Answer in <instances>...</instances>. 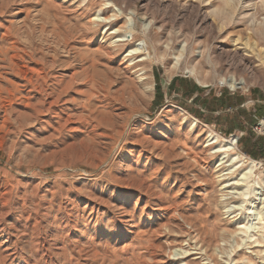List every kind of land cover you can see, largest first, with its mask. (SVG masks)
I'll return each mask as SVG.
<instances>
[{
  "label": "rangeland",
  "instance_id": "obj_1",
  "mask_svg": "<svg viewBox=\"0 0 264 264\" xmlns=\"http://www.w3.org/2000/svg\"><path fill=\"white\" fill-rule=\"evenodd\" d=\"M261 23L264 0H0V264H264V145L248 151L172 89L200 79L213 98L263 103ZM153 47L145 65L128 56ZM232 77L246 86L221 83ZM210 132L257 163L230 204L201 189L217 186Z\"/></svg>",
  "mask_w": 264,
  "mask_h": 264
},
{
  "label": "crops",
  "instance_id": "obj_2",
  "mask_svg": "<svg viewBox=\"0 0 264 264\" xmlns=\"http://www.w3.org/2000/svg\"><path fill=\"white\" fill-rule=\"evenodd\" d=\"M172 89L176 96L175 102L183 105L191 116L208 123L206 124L208 126L218 127L225 134L243 132L245 136L241 139L242 145L247 147L248 151L255 152L254 154L260 152L264 138L257 137L252 128L257 125L255 114L264 112L261 105H264V102L258 101L259 106L256 104L255 108H250L246 96L236 95L227 90L220 93L215 91L213 98L209 96L212 89L208 88V85L184 77H177ZM257 93H253V98L264 101V94ZM196 98L198 99L194 101Z\"/></svg>",
  "mask_w": 264,
  "mask_h": 264
},
{
  "label": "bare ground",
  "instance_id": "obj_3",
  "mask_svg": "<svg viewBox=\"0 0 264 264\" xmlns=\"http://www.w3.org/2000/svg\"><path fill=\"white\" fill-rule=\"evenodd\" d=\"M253 16V15H252ZM98 18L94 19V21H97ZM111 19H105L104 21H98L99 23H109ZM260 23V21L258 22ZM262 24V23H261ZM264 26V24H262ZM256 27V26H255ZM117 33H119V30H116ZM251 34H253V38L255 37H260L264 40V27L262 28H256L250 29ZM115 33V32H114ZM116 34V33H115ZM120 34V33H119ZM115 42L121 43V42H125L123 40H116ZM147 46V45H146ZM145 46V47H146ZM143 48V47H142ZM143 51V50H142ZM259 54V53H258ZM141 56L143 55V57H141L138 61V63H140V65H145L146 62L148 60H154V58H157L159 55L156 54V48L153 47V50H150L149 48L146 50V52H141L140 50H138V48H134L129 52L128 56ZM135 62V61H134ZM153 62V61H152ZM177 68V67H174ZM185 73L191 75V76H196L197 72H195V68H192L190 70H187ZM140 80L143 82L144 87L146 89L147 92H153L154 90V86L153 84H151L148 81V77H146V72H142L140 74ZM73 78V77H72ZM139 80V81H140ZM200 83H202V81L200 79H198ZM224 85H229V87L233 90L235 89H239L242 88L244 86H246V80L244 78H241L240 80H237L236 78H230V79H224L221 82ZM39 105V104H38ZM48 107V106H47ZM45 111V110H43ZM193 123L194 125H197L199 123L198 120L193 119ZM207 146H211V151H212V155H215L217 158H220L217 164V168L219 170H217V181H216V185H213V182H211L208 179H204V180H199L200 182H202L201 186H202V191L204 190H208L209 187L214 188H218V190L220 192H222L223 194L220 196V200L218 199V202L221 203H226V204H230V202H235L238 198H235L234 194H238L236 192H232L231 191H225L226 189L231 188L232 186H234L233 188H238L240 187L243 183H248L249 179L252 178V174H254L255 171V167H256V162H254L253 160H248L245 161L242 159L241 154L237 153V138L233 137L227 141H224L220 138V136L216 133L210 132L208 134L207 137V142H206ZM183 151V150H182ZM186 151V150H185ZM191 154V152H190ZM187 157V156H186ZM193 157V156H192ZM204 164V163H202ZM206 164V163H205ZM209 165V164H208ZM244 165H247V170L246 168H243ZM206 166L204 165V168ZM194 168V167H193ZM203 168V166L201 167ZM257 168V167H256ZM167 170V169H166ZM215 170V169H214ZM245 170V171H244ZM132 172V171H131ZM192 175V174H191ZM216 175V174H215ZM238 175L235 180L236 182H230L229 183V178H232V176ZM159 176V175H158ZM200 176V175H199ZM240 176L239 179H237ZM195 177V176H194ZM121 178V177H120ZM170 180V179H169ZM156 182V181H155ZM242 182V183H241ZM118 183V182H117ZM264 184V183H263ZM204 186V187H203ZM219 187H221L219 189ZM149 189V188H148ZM126 191V190H125ZM195 191V190H194ZM199 191V190H198ZM239 192V191H238ZM174 194V193H173ZM246 193H244L245 195ZM204 195V194H203ZM192 196V195H191ZM198 196V195H197ZM202 196V195H200ZM237 197V196H236ZM181 198V197H180ZM203 200L206 202V205L208 207H211L212 204L215 203V200H217V198L215 199V197L213 196V194H205L203 197ZM174 199V198H173ZM189 199V198H188ZM180 200V199H179ZM178 200V201H179ZM2 201V200H1ZM0 201V202H1ZM155 201V200H154ZM176 201V200H175ZM148 203V201H147ZM3 206V205H2ZM115 206V205H114ZM166 206V205H165ZM152 207V206H151ZM161 207V206H160ZM175 208V207H174ZM173 208V209H174ZM196 208V207H195ZM159 209V208H157ZM227 209V208H226ZM115 210V209H114ZM143 210V209H142ZM163 210V209H162ZM159 211V210H158ZM122 212V211H121ZM195 212V211H194ZM117 213V212H116ZM161 213V212H160ZM176 213V212H175ZM126 214V213H124ZM212 214V213H211ZM170 215V214H169ZM213 215V214H212ZM211 215V216H212ZM251 215V214H250ZM175 216V215H174ZM119 218V217H118ZM160 218V217H159ZM175 218V217H174ZM210 216H205L202 217L203 222L205 221H209L210 220ZM169 219V218H168ZM163 220V219H162ZM170 220V219H169ZM124 222V221H123ZM138 222V221H137ZM169 224V223H168ZM133 225V224H132ZM138 225V224H137ZM127 226V225H126ZM134 226V225H133ZM205 227V226H204ZM137 228V227H136ZM190 228V226H189ZM204 229H202V231H198V229L194 230L196 231V236L195 239L196 241L201 244V245H208V241L206 236H208V232L204 231ZM187 233V232H186ZM191 233V232H190ZM186 253V251H185ZM184 253V254H185ZM182 254V253H181ZM187 254V253H186ZM202 254V253H200ZM207 255V254H206ZM212 257V256H211ZM82 263V262H81Z\"/></svg>",
  "mask_w": 264,
  "mask_h": 264
},
{
  "label": "trees",
  "instance_id": "obj_4",
  "mask_svg": "<svg viewBox=\"0 0 264 264\" xmlns=\"http://www.w3.org/2000/svg\"><path fill=\"white\" fill-rule=\"evenodd\" d=\"M157 90H160V86L157 84ZM263 148H260V151H262ZM252 155V154H251Z\"/></svg>",
  "mask_w": 264,
  "mask_h": 264
}]
</instances>
